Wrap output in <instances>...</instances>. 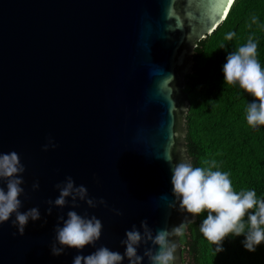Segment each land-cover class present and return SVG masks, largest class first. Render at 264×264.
Returning a JSON list of instances; mask_svg holds the SVG:
<instances>
[{
  "label": "water",
  "instance_id": "water-1",
  "mask_svg": "<svg viewBox=\"0 0 264 264\" xmlns=\"http://www.w3.org/2000/svg\"><path fill=\"white\" fill-rule=\"evenodd\" d=\"M232 4L0 0V152L15 151L25 167L20 211L37 207L41 214L23 235L12 225L14 215L0 224V264H72L76 255L101 246L123 254L125 231L132 225L140 230L141 220L155 236L186 216L193 219L178 204L167 206L174 197L165 156L179 162L185 149L192 162L185 76L192 72L198 42ZM177 22L182 28H175ZM49 139L56 146L43 151ZM68 176L105 204L90 208L77 200L73 208L68 198L63 208L49 205L59 195L55 185ZM70 210L98 218L100 238L82 252L66 248L52 256L57 217L66 219ZM173 239L175 264H185V245L180 236ZM149 247L155 252L149 242L138 255Z\"/></svg>",
  "mask_w": 264,
  "mask_h": 264
},
{
  "label": "clouds",
  "instance_id": "clouds-1",
  "mask_svg": "<svg viewBox=\"0 0 264 264\" xmlns=\"http://www.w3.org/2000/svg\"><path fill=\"white\" fill-rule=\"evenodd\" d=\"M256 22L257 17L253 16L252 23ZM175 28L180 29L182 25L177 22ZM234 36V32H228L225 39L232 40ZM222 71L224 83L238 84L240 89L254 98L246 109L247 124L253 129L264 126V67L257 59V43L253 37L249 36L246 44L226 56ZM55 146L49 139L42 150L47 151L49 147ZM185 152V149L181 150L179 162H172L167 155L165 156L171 167L174 197L173 202L167 206L172 209L178 204L179 208L193 219L186 216L179 226L159 229L155 236L148 227L147 220H141L140 230L136 225H132L130 230L125 231V239L120 242L124 247L123 254L101 246L86 256L76 255L72 264H123L125 259L128 264H142L145 257L148 264H175L178 245L173 237L183 236L186 225L193 224L194 218L205 212L207 215L199 230L203 237L215 246L216 253L223 251V241L229 236L244 235L243 246L250 252H254L258 245L264 243V199H258L255 190L234 191L230 174L213 170L218 169L216 161H211L207 168L194 167ZM24 171L25 167L15 151L0 152V185H4L0 186V224L9 221L14 215L12 225L20 235L24 234L30 220L35 222L41 219L37 207L20 211L22 207L20 196L24 194L21 187L24 183L22 178ZM38 187V183L32 185L33 190ZM55 187L59 190V195L54 201L47 202L54 207H65L69 203L68 198L71 199L73 208L78 206L77 200L84 201L90 208H95L97 204H105L103 199L96 201L89 198L87 188L83 185L76 186L71 176L66 177L63 183ZM51 213L52 208L49 207L46 214ZM66 215V219L63 216L57 217V225L54 228L55 242L50 248L52 256L62 255L66 248L82 252L86 246L95 245L100 238L103 225L98 218L88 217L87 214L81 216L72 210ZM60 221L63 222L62 226ZM149 242L156 246L155 252L149 247L143 255H138L139 246Z\"/></svg>",
  "mask_w": 264,
  "mask_h": 264
},
{
  "label": "trees",
  "instance_id": "trees-1",
  "mask_svg": "<svg viewBox=\"0 0 264 264\" xmlns=\"http://www.w3.org/2000/svg\"><path fill=\"white\" fill-rule=\"evenodd\" d=\"M228 32L235 33L232 40L225 39ZM249 36L264 67V0H234L220 25L198 42L192 72L185 76L190 99L186 145L194 167L207 168L214 160L218 169L213 170L228 172L234 191L255 190L264 199V126L253 129L247 124L246 109L254 98L238 84L223 82L226 56ZM206 215L197 216L180 236L185 264H264V243L250 252L243 246L244 235L227 237L223 251L216 253L199 230Z\"/></svg>",
  "mask_w": 264,
  "mask_h": 264
},
{
  "label": "snow or ice",
  "instance_id": "snow-or-ice-1",
  "mask_svg": "<svg viewBox=\"0 0 264 264\" xmlns=\"http://www.w3.org/2000/svg\"><path fill=\"white\" fill-rule=\"evenodd\" d=\"M226 2H227V4H231L232 3V0H226ZM222 7H224V4H223V6ZM217 19H219V14H218V18Z\"/></svg>",
  "mask_w": 264,
  "mask_h": 264
}]
</instances>
